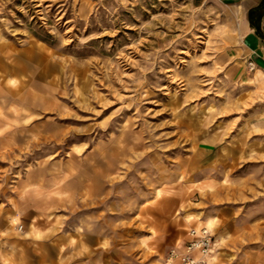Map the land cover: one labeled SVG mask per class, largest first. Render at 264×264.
<instances>
[{"label":"rangeland","instance_id":"obj_1","mask_svg":"<svg viewBox=\"0 0 264 264\" xmlns=\"http://www.w3.org/2000/svg\"><path fill=\"white\" fill-rule=\"evenodd\" d=\"M238 24L213 1L0 0V264L96 245L165 264L231 197H264V73Z\"/></svg>","mask_w":264,"mask_h":264},{"label":"crops","instance_id":"obj_2","mask_svg":"<svg viewBox=\"0 0 264 264\" xmlns=\"http://www.w3.org/2000/svg\"><path fill=\"white\" fill-rule=\"evenodd\" d=\"M191 1L198 6L213 1L234 8L239 15L240 57L245 63L253 64V71L264 73V0ZM250 22L256 24L258 32ZM234 184L238 185V182L234 181ZM221 217L217 223L215 218L199 222L208 224L213 235L214 244L207 264H264V197L247 199L231 197L230 201L225 202ZM214 226L216 229L213 232ZM186 241L185 233V236L172 247L176 244L181 246ZM102 253V247L91 246L89 252L80 251L74 260L65 261V264H104L103 258H98ZM218 255L223 260L219 263ZM29 259L28 255L27 261L20 262L16 259V262L34 264ZM51 264H56L54 257Z\"/></svg>","mask_w":264,"mask_h":264},{"label":"built area","instance_id":"obj_3","mask_svg":"<svg viewBox=\"0 0 264 264\" xmlns=\"http://www.w3.org/2000/svg\"><path fill=\"white\" fill-rule=\"evenodd\" d=\"M249 71L253 70V64L247 63ZM22 227L19 225L17 231ZM187 241L183 245H175L168 251L165 264H207V258L211 255L213 235L206 227L189 228L186 231Z\"/></svg>","mask_w":264,"mask_h":264},{"label":"bare ground","instance_id":"obj_4","mask_svg":"<svg viewBox=\"0 0 264 264\" xmlns=\"http://www.w3.org/2000/svg\"><path fill=\"white\" fill-rule=\"evenodd\" d=\"M1 80H2V78H1ZM0 95H1V91H0ZM15 222H13V224H14ZM203 224V223H202ZM209 231H211L210 230V228L209 227H206ZM180 244V243H179ZM214 244V243H213ZM177 245V244H176ZM212 247H213V245H212ZM212 247H211V252H212ZM210 258H211V255L207 258V263L209 262V260H210Z\"/></svg>","mask_w":264,"mask_h":264},{"label":"trees","instance_id":"obj_5","mask_svg":"<svg viewBox=\"0 0 264 264\" xmlns=\"http://www.w3.org/2000/svg\"><path fill=\"white\" fill-rule=\"evenodd\" d=\"M250 25L253 26V27H255L256 32H258V27L256 26V24L250 22Z\"/></svg>","mask_w":264,"mask_h":264}]
</instances>
